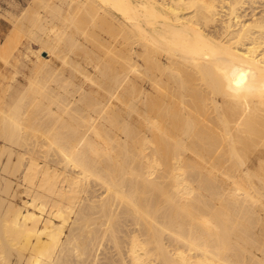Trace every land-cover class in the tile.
I'll return each mask as SVG.
<instances>
[{"label":"bare ground","instance_id":"bare-ground-1","mask_svg":"<svg viewBox=\"0 0 264 264\" xmlns=\"http://www.w3.org/2000/svg\"><path fill=\"white\" fill-rule=\"evenodd\" d=\"M34 4L0 44V264H264V0Z\"/></svg>","mask_w":264,"mask_h":264},{"label":"rangeland","instance_id":"rangeland-1","mask_svg":"<svg viewBox=\"0 0 264 264\" xmlns=\"http://www.w3.org/2000/svg\"><path fill=\"white\" fill-rule=\"evenodd\" d=\"M35 5L34 4V0H0V44L2 43V41H4V39L6 37H8V35L12 32V29L15 27V21L17 20L16 18H21L22 15L24 14V12L26 11V8L28 9V7L30 5ZM251 8L247 9V12H251L250 10ZM258 8L257 11H259ZM25 10V11H24ZM250 16H248L247 18H249ZM27 23V22H26ZM20 34V35H19ZM26 34V35H25ZM16 41L13 43L12 47H14V51L13 54L11 55L10 62L4 63L2 66V72L6 73L7 75H9V78H7L5 80V83H8V81H10L13 71H15L17 68L21 69L23 71V73L25 74H30L32 72V67H33V59H35V55H31V57L27 56V46L29 44V41L32 39L31 36H29L25 31H19L18 34L16 35ZM32 41V40H31ZM34 43V42H33ZM15 45L16 48H15ZM38 48V44L37 42L34 43V49ZM23 52L24 55H22L24 63L23 62H18L14 59V54L17 55L20 52ZM43 55H47V52H42ZM60 60V59H59ZM58 60V61H59ZM16 61V63H15ZM58 61H56L55 64L58 63ZM9 63V64H8ZM18 63V64H17ZM19 63H21L19 65ZM13 64V65H12ZM17 64V65H16ZM23 64V65H22ZM5 65V66H4ZM22 65V66H21ZM61 65V64H60ZM59 65V67L61 68V66ZM15 66V68H14ZM17 66V67H16ZM68 68V67H67ZM61 69H59L60 71ZM66 71H64L65 73H68V69H65ZM59 75V72H57ZM24 74H19V77H23ZM53 75H51V77L49 76V78H53ZM48 77V76H46ZM55 77V76H54ZM57 77V75H56ZM48 78V79H49ZM53 81L56 82L55 78L51 79ZM50 81V80H49ZM52 82L53 85H55V82ZM0 143L3 144L4 141H2V139L0 138ZM18 149H22L21 146H17ZM6 156L7 154L4 153L2 156V159H5L4 161H6ZM17 159V158H16ZM15 159V160H16ZM9 177L12 180V187L14 188H19V190H24L25 188V184H22L19 177L17 176V174L10 170ZM1 194V193H0ZM10 200H13L15 202H18L19 204H22L20 198L16 199V198H10ZM3 207L2 209H0V212L3 213ZM31 242L28 243H17L15 244L9 251L7 257H8V261L10 264H16V261L20 259V264H22L24 262V260L26 259V256H29L32 252L34 253V251L32 250V246H31Z\"/></svg>","mask_w":264,"mask_h":264}]
</instances>
